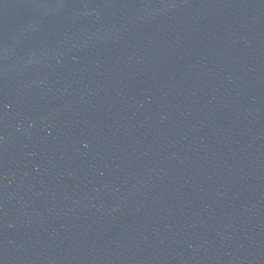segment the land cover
I'll return each mask as SVG.
<instances>
[{"label":"water","instance_id":"95a60500","mask_svg":"<svg viewBox=\"0 0 264 264\" xmlns=\"http://www.w3.org/2000/svg\"><path fill=\"white\" fill-rule=\"evenodd\" d=\"M0 264H264V0H0Z\"/></svg>","mask_w":264,"mask_h":264}]
</instances>
